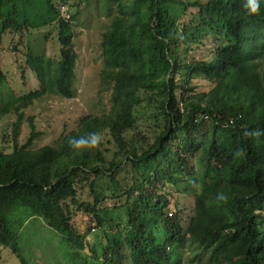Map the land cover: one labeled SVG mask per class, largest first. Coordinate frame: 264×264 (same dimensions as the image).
I'll return each instance as SVG.
<instances>
[{"label": "trees", "instance_id": "16d2710c", "mask_svg": "<svg viewBox=\"0 0 264 264\" xmlns=\"http://www.w3.org/2000/svg\"><path fill=\"white\" fill-rule=\"evenodd\" d=\"M107 2L117 5L101 43L100 79L111 91L110 109L81 119L55 145L35 148L41 134L33 118L26 142L19 141L24 110L48 94H75L76 16H62L53 0H0V48L6 36L48 27L57 29L60 45L56 63L30 47L25 54L19 44L11 50L38 87L11 96L0 109V117L16 115L13 151L0 152V246L30 264L20 241L34 218L84 250L91 228L78 231L76 208L103 232L100 253L90 246L99 264H176L187 242L210 251L212 264H264V0L253 16L242 0ZM194 48L205 55L190 61ZM196 75L212 84L209 92L194 94L189 81ZM143 108L146 125L138 120ZM89 132L110 140L111 159L102 139L93 149L69 147L70 137ZM199 153L214 176L195 195L185 228L168 186L189 182ZM85 188L91 201L79 199ZM218 191L226 201L215 200ZM117 208L123 215L116 221ZM112 226L118 235L106 231ZM77 257V264H87Z\"/></svg>", "mask_w": 264, "mask_h": 264}, {"label": "rangeland", "instance_id": "374dc122", "mask_svg": "<svg viewBox=\"0 0 264 264\" xmlns=\"http://www.w3.org/2000/svg\"><path fill=\"white\" fill-rule=\"evenodd\" d=\"M62 16H76L74 21V46L77 53L76 79L74 84V96L70 99L62 98L56 94H48L44 98L25 109V118L21 125L20 144L26 142L31 129L29 119L33 118L37 131L41 134L36 140L35 148L46 145H55L65 134L77 129L81 119L86 116H100L109 111L111 106V91L102 87L100 72L102 67L103 35L110 28L112 19L117 13V5H112L107 0H53ZM192 11H188V18ZM48 36V37H47ZM20 38L23 42L20 43ZM18 45L20 54H25L28 48H32L34 55H43L45 59H51L54 63L59 60L60 45L56 28H46L34 31L28 36L5 37L0 48V70L5 80H0V109L11 96H20L38 87L37 80L30 69L24 68V60L21 55L15 58L13 46ZM208 48V47H207ZM14 50V49H13ZM264 51V50H263ZM205 51L194 48L189 56L203 58ZM186 85V78H182ZM194 88V94L207 93L212 84L203 76H192L189 81ZM182 91L178 92L181 99ZM148 112L145 108L140 110L138 120L146 125ZM15 114H7L0 117V152L11 153L13 151V123ZM110 139V138H109ZM107 158L111 159L114 153L113 145L108 139H102ZM194 175L189 182L181 187L168 186L171 193V202L177 201L181 209L183 225L187 228L192 216L195 195L205 193V185L213 179L214 172L206 169L207 161L201 153L191 159ZM106 182V181H105ZM79 199L84 202L91 201L88 188L79 193ZM212 200L210 199V202ZM123 215V210H113L112 216L117 221L118 216ZM76 228L80 233H86L90 229L88 242L100 253L98 236H102L95 226L91 225L90 217L75 208L73 216ZM114 225V224H113ZM116 226V225H115ZM108 227L107 232L118 235L116 227ZM20 243L23 246V255L30 264H77V254L87 259V264H99L94 260L91 247L78 251L74 245L66 244L60 236L53 233L42 219L31 218L24 226ZM211 252H205L200 246L187 242L177 251L176 264H212ZM0 264H22L9 248L0 246Z\"/></svg>", "mask_w": 264, "mask_h": 264}, {"label": "clouds", "instance_id": "9594fccd", "mask_svg": "<svg viewBox=\"0 0 264 264\" xmlns=\"http://www.w3.org/2000/svg\"><path fill=\"white\" fill-rule=\"evenodd\" d=\"M262 0H242V8L245 10L246 15L253 16L259 13L260 4ZM101 135L97 132H89L84 136L70 137L68 145L73 149H93L96 148L101 142ZM225 193L218 191L215 195L217 202H224L227 200Z\"/></svg>", "mask_w": 264, "mask_h": 264}]
</instances>
